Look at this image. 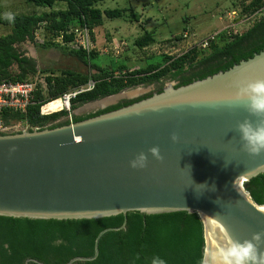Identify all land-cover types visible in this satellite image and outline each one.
<instances>
[{
    "label": "water",
    "instance_id": "95a60500",
    "mask_svg": "<svg viewBox=\"0 0 264 264\" xmlns=\"http://www.w3.org/2000/svg\"><path fill=\"white\" fill-rule=\"evenodd\" d=\"M258 80H264V48L226 70L177 87L169 82L116 109L0 134V215L64 219L122 213L120 226L96 235L92 255L66 263L74 264L95 259L102 234L125 228L129 211L197 212L204 235L201 264H217L218 250L264 231V205L243 186L264 172V152L245 151L236 127L246 118L256 120L244 107L250 100L235 98ZM121 94L84 105L126 96ZM153 146L162 160L149 152ZM140 152L147 154V166L133 168L130 161Z\"/></svg>",
    "mask_w": 264,
    "mask_h": 264
},
{
    "label": "trees",
    "instance_id": "16d2710c",
    "mask_svg": "<svg viewBox=\"0 0 264 264\" xmlns=\"http://www.w3.org/2000/svg\"><path fill=\"white\" fill-rule=\"evenodd\" d=\"M36 7L47 8L41 12L14 13L10 23L0 15V24L9 31L0 35V82L22 81L40 72L45 77V88L34 93L33 102L23 113L5 112V122L23 119L33 127L46 128L81 120L138 101L152 92L134 99L100 109L93 113L69 115L67 109L46 114L40 107L64 93L71 92L93 81L92 88L70 98V109L136 84H151L163 78L178 80L175 87L226 70L241 59L251 57L264 48V17L236 31L218 32L206 48L192 46L177 56L162 54L157 61L143 67L130 68L123 59H110V65L92 62L98 57L95 48L76 49L68 45L74 38L71 29L87 27L93 39V29L106 19L137 20L134 11L124 8L103 9L95 6L102 0H25ZM60 1L65 8H56ZM264 6V0H248L240 9V16L249 15ZM187 20V19H186ZM42 30L44 38L38 45L55 49L62 55L77 58L86 71L75 68L38 67L36 61L25 55L22 44L36 46L35 33ZM71 30V31H70ZM229 30V31H228ZM229 32V33H228ZM60 36L61 39L57 40ZM181 38L180 36H177ZM155 41L151 31L134 39V45L143 48ZM160 88L157 92H160ZM32 130V129H30ZM252 200L264 205V172L243 182ZM124 215L98 218H30L0 215V264H66L76 256L93 254L96 235L104 228L120 226ZM204 251L203 223L197 212L185 210L144 213L129 211L125 228L109 230L98 243V255L93 260L76 261L74 264H201Z\"/></svg>",
    "mask_w": 264,
    "mask_h": 264
},
{
    "label": "rangeland",
    "instance_id": "374dc122",
    "mask_svg": "<svg viewBox=\"0 0 264 264\" xmlns=\"http://www.w3.org/2000/svg\"><path fill=\"white\" fill-rule=\"evenodd\" d=\"M248 0H102L95 3V6L103 9L124 8L128 12L131 9L137 15V20L123 18L106 19L103 25L93 29V39L89 36V45L93 46L100 55L93 59L94 63H105L110 65V59H123L130 68L143 67L148 62L157 61L159 55L166 54L177 56L185 52L193 44H196L206 34L218 32L229 28V30L242 31L254 20L241 21L240 9ZM56 8H65L63 1L58 2ZM47 8L36 7L25 0H0V15L6 13H34L41 12ZM130 10V11H131ZM235 11L232 15L230 12ZM264 14V11H263ZM187 19V20H186ZM241 19V18H240ZM151 31L155 41L148 46L138 48L134 45V39L143 34L144 31ZM9 31L6 26L0 24V35ZM186 32L187 37H182ZM36 46L22 44L20 47L25 55L32 57L38 67H69L86 71L87 67L77 58L62 55L55 49H43L38 44L42 42L44 35L41 29L35 33ZM181 38L177 37L180 36ZM91 42V43H90ZM200 49V47H197ZM36 74H41L40 72ZM44 75V74H43ZM175 79L163 78L160 83L165 86ZM157 83V82H156ZM136 84L126 87L120 91L128 97H134L146 92L156 84ZM122 95V94H121ZM97 102V101H96ZM95 102V103H96ZM112 102V101H111ZM109 103V102H108ZM91 104V103H90ZM70 110L69 114H80L82 109H89L96 106L79 105L71 110L68 105L54 100L52 105L43 107L45 110ZM99 106V105H98ZM61 108V109H62ZM50 113V112H48ZM71 116L63 117L70 118Z\"/></svg>",
    "mask_w": 264,
    "mask_h": 264
},
{
    "label": "clouds",
    "instance_id": "9594fccd",
    "mask_svg": "<svg viewBox=\"0 0 264 264\" xmlns=\"http://www.w3.org/2000/svg\"><path fill=\"white\" fill-rule=\"evenodd\" d=\"M4 18L10 23L15 22L14 13H6ZM235 99L250 100V103H245L244 107L251 116L256 117V120L246 118L238 122L236 127L241 135L242 148L250 155H259L264 152V80L248 84ZM176 139L177 136L173 134L172 140ZM149 152L157 160L163 159L158 146L151 147ZM147 160V154L140 152L130 161V164L133 168H145ZM262 244H264V231L253 233L251 239L235 240L227 247L218 250L217 264H264ZM159 264H164V262L161 260Z\"/></svg>",
    "mask_w": 264,
    "mask_h": 264
},
{
    "label": "built area",
    "instance_id": "2783aa9c",
    "mask_svg": "<svg viewBox=\"0 0 264 264\" xmlns=\"http://www.w3.org/2000/svg\"><path fill=\"white\" fill-rule=\"evenodd\" d=\"M263 11L264 6L252 14L243 15L242 17H240L241 19L239 18V20L244 22L252 19H259L261 17H264ZM230 13L234 15L235 11H231ZM71 30H73L74 32V38L68 43L69 46L76 49H85L87 51L93 49V46L89 45V36H91V31L87 27L84 26ZM218 32H211L206 34L202 39H200L198 43L193 44V46L206 48L208 44L215 39ZM182 37L184 39L187 37L186 32L183 33ZM60 39L61 37L58 36L57 40ZM93 83V81H89L86 85H83L76 90L64 93L60 98L66 99L67 102H70L71 97L75 96V94L79 92L92 88ZM45 85V77L43 74H32L22 81L0 82V134H7L30 129H38L37 127H33L30 123L23 119L5 122L3 114L5 112H25L26 108L30 105V103L33 102L32 100L34 99V93L38 89L45 88ZM42 106L40 107V113L46 114L42 112Z\"/></svg>",
    "mask_w": 264,
    "mask_h": 264
},
{
    "label": "flooded vegetation",
    "instance_id": "af4514ba",
    "mask_svg": "<svg viewBox=\"0 0 264 264\" xmlns=\"http://www.w3.org/2000/svg\"><path fill=\"white\" fill-rule=\"evenodd\" d=\"M156 83V82H155ZM178 83V80H175L174 82V85H176ZM164 86L161 85L160 81H158L155 85H153L152 87H150L149 90H147L146 92H143V93H140L134 97H128V96H121L119 97L118 99H116L115 101H112V102H109L107 103L106 105L104 106H96V107H92V108H89V109H82L81 113L80 114H75V115H83V114H88V113H93V112H96L100 109H104L106 107H109V106H112V105H115V104H118V103H121L125 100H130V99H134V98H137L139 96H142L144 94H147V93H154V92H157L160 88H163ZM102 98V97H101ZM85 104V103H84ZM84 104H81V105H84ZM77 108V107H76ZM75 109V108H74ZM67 119V118H65ZM69 119V118H68ZM72 119V116L70 118V120ZM64 120V119H63Z\"/></svg>",
    "mask_w": 264,
    "mask_h": 264
},
{
    "label": "bare ground",
    "instance_id": "6f19581e",
    "mask_svg": "<svg viewBox=\"0 0 264 264\" xmlns=\"http://www.w3.org/2000/svg\"><path fill=\"white\" fill-rule=\"evenodd\" d=\"M122 95H124V94H122ZM57 99H60V101H62V102H64L66 105H68V102H67V100L66 99H61V98H57ZM115 100V98L114 97H109V98H104L103 100H99V101H97L96 103L95 102H93V103H91V104H89L88 105V107L89 106H102V105H105V104H107L108 102H111V101H114ZM63 107V106H62ZM61 107V108H62ZM60 108V109H61Z\"/></svg>",
    "mask_w": 264,
    "mask_h": 264
},
{
    "label": "crops",
    "instance_id": "0c3cea01",
    "mask_svg": "<svg viewBox=\"0 0 264 264\" xmlns=\"http://www.w3.org/2000/svg\"><path fill=\"white\" fill-rule=\"evenodd\" d=\"M54 100H57V99H54ZM54 100H52V101H50V102L44 104V105L42 106V108L45 107V106L52 105V103H53ZM42 108H41V110H42L43 113L53 112V111H54V108H55V105H54V107H53V110H50V109H49V111H48V110H45L46 112H44ZM55 109H58V108H55Z\"/></svg>",
    "mask_w": 264,
    "mask_h": 264
}]
</instances>
